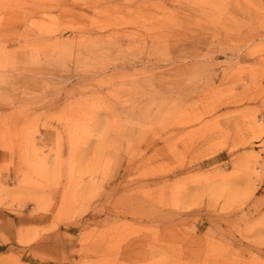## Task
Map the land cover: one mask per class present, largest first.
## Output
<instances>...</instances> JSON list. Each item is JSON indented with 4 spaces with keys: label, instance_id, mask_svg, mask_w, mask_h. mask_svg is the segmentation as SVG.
<instances>
[{
    "label": "rangeland",
    "instance_id": "rangeland-1",
    "mask_svg": "<svg viewBox=\"0 0 264 264\" xmlns=\"http://www.w3.org/2000/svg\"><path fill=\"white\" fill-rule=\"evenodd\" d=\"M0 264H264V0H0Z\"/></svg>",
    "mask_w": 264,
    "mask_h": 264
}]
</instances>
